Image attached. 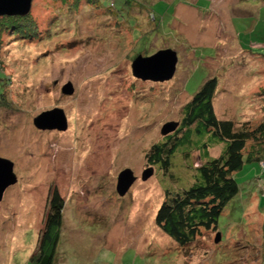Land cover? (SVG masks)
I'll use <instances>...</instances> for the list:
<instances>
[{
    "label": "rangeland",
    "instance_id": "1",
    "mask_svg": "<svg viewBox=\"0 0 264 264\" xmlns=\"http://www.w3.org/2000/svg\"><path fill=\"white\" fill-rule=\"evenodd\" d=\"M75 2L33 0L23 21L33 35L0 17V157L17 176L0 201V264H33L54 191L64 201L57 264H264V161L234 174L240 193L217 230L188 246L156 214L167 190L195 183L196 168L226 144L197 136L194 125L197 147H180L170 170L152 165L142 179L151 147L186 132L184 107L211 77L220 81L219 119H264V0ZM167 48L179 58L171 80L134 76L139 54ZM69 82L72 95L63 92ZM53 108L64 110L67 130L35 125ZM172 121L178 129L163 135ZM126 168L137 180L120 196Z\"/></svg>",
    "mask_w": 264,
    "mask_h": 264
},
{
    "label": "trees",
    "instance_id": "2",
    "mask_svg": "<svg viewBox=\"0 0 264 264\" xmlns=\"http://www.w3.org/2000/svg\"><path fill=\"white\" fill-rule=\"evenodd\" d=\"M81 2L82 0H76L75 4L79 5ZM127 3L132 4L131 0H127ZM28 17L3 18L8 21V29L33 35L36 30L33 33L30 31V24L23 22ZM219 82L216 76L206 80L185 105L182 128H186V132L181 137L169 136L168 142L154 144L147 154L151 167L170 170L171 161L180 147H197L192 138L194 125L197 136L210 134V142L226 144L219 157L209 159L196 168L195 183L176 192L167 190L166 198L158 209L156 225L182 246L195 242L204 230H217L225 208L240 193L234 174L242 169L246 161H264V119L257 125L250 121L236 123L233 120L219 119L214 106ZM202 145L200 149L208 155V145ZM248 151L250 152L246 155ZM63 221L64 201L59 192L54 191L45 229L40 236L38 249L31 258L33 264H57Z\"/></svg>",
    "mask_w": 264,
    "mask_h": 264
},
{
    "label": "water",
    "instance_id": "3",
    "mask_svg": "<svg viewBox=\"0 0 264 264\" xmlns=\"http://www.w3.org/2000/svg\"><path fill=\"white\" fill-rule=\"evenodd\" d=\"M33 0H0V17L2 16H28L32 9ZM178 54L175 50L167 48L157 51L150 56L139 54L132 62V71L135 77L143 81L165 82L171 80L176 72ZM63 92L67 95L74 93L71 82L66 84ZM35 125L40 129H56L65 131L68 128L66 114L61 108H53L42 112L34 119ZM178 122H168L162 128V134L168 135L178 129ZM14 163L0 157V201L5 191L17 182V176L13 170ZM153 167L144 171L142 179L146 180L153 174ZM137 180L130 168L124 169L118 176L117 192L124 196ZM220 234L216 242L220 241Z\"/></svg>",
    "mask_w": 264,
    "mask_h": 264
}]
</instances>
